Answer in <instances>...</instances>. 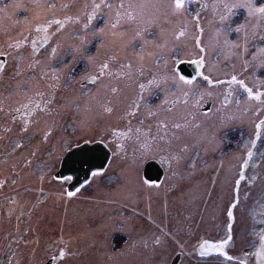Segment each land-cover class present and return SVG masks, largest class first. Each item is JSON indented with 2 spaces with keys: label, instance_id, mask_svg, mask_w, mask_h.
I'll use <instances>...</instances> for the list:
<instances>
[{
  "label": "rangeland",
  "instance_id": "1",
  "mask_svg": "<svg viewBox=\"0 0 264 264\" xmlns=\"http://www.w3.org/2000/svg\"><path fill=\"white\" fill-rule=\"evenodd\" d=\"M6 1L0 0V264H170L177 253V264H264V20L234 9L221 23L224 10L213 5L243 0H196L180 10L176 0ZM239 25L241 33L234 31ZM170 48L177 62L202 61L195 98L203 93L210 109L189 112L193 124L179 119L177 133L164 143L155 137L147 151L112 150L99 175L69 197V179L53 178L65 151L96 139L109 146L112 130L136 117L111 121L106 84L119 81L111 69L129 58L153 68L161 53L160 70L170 63ZM97 69L103 75L94 84ZM179 83L180 111L189 87ZM245 88L260 99H249ZM240 124L241 138L221 148V132ZM150 160L164 167L159 187L142 177Z\"/></svg>",
  "mask_w": 264,
  "mask_h": 264
},
{
  "label": "flooded vegetation",
  "instance_id": "2",
  "mask_svg": "<svg viewBox=\"0 0 264 264\" xmlns=\"http://www.w3.org/2000/svg\"><path fill=\"white\" fill-rule=\"evenodd\" d=\"M183 2L185 5L187 3H193L194 5L195 2H199V1L183 0ZM129 8L128 6H125V9L127 11H130ZM120 19H122V17L119 18L118 16L117 20L113 22L115 23ZM134 22H137V21H134ZM152 29L153 28H151V31ZM151 33L154 34L155 32H151ZM172 33H173V29H172ZM174 35H175L174 39H177L176 33ZM162 36H166L167 38L168 34H164ZM123 50H128V46L127 47L124 46ZM169 50H170V53L168 55H170L169 57L170 63H165L160 70L156 68V65L158 64V62L156 61L158 59V56L162 55L161 53L154 55L155 56V58L153 57L154 62L151 64L153 68L146 66L145 64L142 65L143 67H140V64L138 65L133 64V61H135L134 58H132L131 61L129 58V59L121 60L118 63L119 69L121 70L116 69V67H113L111 69L114 71L113 77H117V79L119 80V81H116L118 85H114V82L111 83L110 81L109 83L106 84V87L108 88V90L106 93L107 97H106L105 105L107 108V112L112 113L111 121H113V123L118 124L119 120H124L123 117L125 119L130 115L131 116L136 115V117L132 119L130 122H127V120H124V123L126 122L125 123L126 126L125 127L121 126L123 127L122 129L116 128L112 130L111 132L112 137H111V142L109 146H107L103 141L98 140V139L94 141H88L90 143L96 142V141H100L104 143L111 153L109 161L111 160L112 152L114 150L125 151V150H129V147L134 145L132 146L133 148L132 150H135L136 152L140 150L146 151V149L148 150L147 146H150V143L155 144L154 143L155 137H158L157 140L159 141L161 140L160 142H163V143L166 142L168 137L171 138L172 135L174 136L179 130V128L181 127V125H183L181 122H178L179 119H182L185 117L188 123L193 124V120L186 117L189 115V112L193 110L195 111V109L203 110V108L206 106L208 109H210V107L212 106L211 104L212 100L206 99L204 95H200L198 98H195L196 97L195 94L198 93V91L196 92L195 88L198 86H194V85L196 83H200V81L194 80V77L198 76L199 75L198 74L194 76L193 78L184 77L185 79L193 80L194 83L193 85L188 86L189 88L185 92L187 93V95H185V98H184L185 103L182 104V106H180L181 110L179 111V108H178L179 99L178 98L180 94L179 87L181 86L177 78L178 76H181V75L179 74L177 70V65L180 61L177 62L173 56V54L175 55L176 50H171V48ZM141 51L142 49L139 48L138 53H140ZM4 61L0 60L2 65L4 64ZM1 67H0V70H1ZM109 72H110V68L107 69L106 73H109ZM95 73L96 74L94 75V77L91 78V80L93 79L92 82L94 84L98 83L99 79L103 75L102 69H97ZM202 82L207 83V81H202ZM120 83H121L120 89L122 90L124 89L121 99L119 98L120 93L117 90V88H119L120 86L119 85ZM141 85H144L145 87L141 88ZM243 89L244 88L241 87V85H237V89L235 91V97H234V105L237 108L241 106V101L243 97ZM222 100L224 104H227V103L230 104L231 102V100L229 101L224 97H222ZM190 107H193V108H190ZM138 112H141V114H138ZM199 113L203 114L202 111ZM177 124L180 125V127L177 128L176 127ZM231 132H233L234 134L233 136H230V134H232ZM117 133L121 134V137L119 139L116 138ZM130 136L132 138H130ZM241 136H242L241 124L239 126H233L231 128L224 129L221 132V135L219 136V139L221 141V148L226 145L225 143L226 140H228L229 143H232V142L234 143L236 140H239ZM123 137H128V141H130V143H127V144L129 145H125L126 141L123 140L124 139ZM79 144H81V142L73 144L70 147V149L73 146H76ZM153 161H156V160H153ZM160 166L164 168L162 164H160ZM65 179H68V178H65ZM102 181L104 184L110 183L108 180L104 178ZM88 183L89 181L85 184H82L81 187L85 186ZM146 183L150 185L157 184L155 182H146Z\"/></svg>",
  "mask_w": 264,
  "mask_h": 264
},
{
  "label": "water",
  "instance_id": "3",
  "mask_svg": "<svg viewBox=\"0 0 264 264\" xmlns=\"http://www.w3.org/2000/svg\"><path fill=\"white\" fill-rule=\"evenodd\" d=\"M4 61V57H0ZM197 61H180L177 65L179 74L185 78H193L198 75L201 63ZM111 153L107 146L100 142L85 141L67 150L60 160L57 171L53 178L62 180L71 177L66 185L68 193L76 190L80 185L87 182L93 172L102 171ZM164 174L163 168L156 161H148L142 168V177L147 182H159ZM180 254L177 253L170 264H177Z\"/></svg>",
  "mask_w": 264,
  "mask_h": 264
},
{
  "label": "snow or ice",
  "instance_id": "4",
  "mask_svg": "<svg viewBox=\"0 0 264 264\" xmlns=\"http://www.w3.org/2000/svg\"><path fill=\"white\" fill-rule=\"evenodd\" d=\"M204 7H206V5H203ZM97 8L99 7V5L96 6ZM110 7V5H109ZM184 7V2L183 0H176L175 2V9L176 10H180ZM217 7H222L224 12L220 15V21L221 23H224L226 21H228L229 17L231 15L234 14V9H244L246 12H247V16L249 18H255L257 20H264V3L260 4L259 6L256 4L255 0H243V2H236V3H226V2H222L221 4L219 5H213V9L214 11L216 10ZM129 18H131V14H129ZM89 23H91V18L89 19ZM41 29H38V31H40ZM245 30V25H239L238 27H236L234 29L235 32L237 33H241L242 31ZM42 31L44 32H47V28H44L42 29ZM219 34V33H218ZM184 33L181 32L180 33V36H183ZM253 35H255V33H253ZM47 38V37H45ZM179 39V36L177 37ZM245 41H247L248 39V36H247V32H245ZM262 39H264V37H261ZM197 43H199V41H197ZM227 43V41H226ZM233 47H239L240 45H232ZM201 52L204 51L203 48L200 49ZM53 53H55V49H53ZM260 54L261 55H264V49H261L260 50ZM196 63H202V61H197ZM105 68H107V65H104ZM205 79H207V77H205ZM179 80L180 82H182L184 85H188V86H191L193 85V80L191 79H185L183 76H180L179 77ZM232 83H236V77L233 76L232 77V80H231ZM152 83V82H150ZM241 84V87H244L243 85V82H240ZM145 86L144 85H141V88H144ZM245 91H247L248 93V98L249 99H256V100H259L260 99V96H261V93H257L255 96L253 95L252 93V90L251 89H247L245 88ZM185 95H187V93H185ZM203 95V93L201 94ZM176 127H180V125H176ZM259 129H260V125H257V131L259 132ZM253 143V147H255V141L252 142ZM147 151V149H146ZM252 156H253V153L251 151H249L248 153V160H251L252 159ZM167 161H162V163H166ZM245 163H247V161H245ZM93 176H97L99 175V173L97 172H94L92 173ZM68 179H71V177H69ZM244 179V175L241 174L239 179L236 181V184L239 185L240 182ZM253 180H255V176L252 177ZM153 187H159V185H152ZM74 193H68V196L71 197L73 196ZM236 205L233 204L232 205V208H235ZM260 207L261 208H264V202H262L260 204ZM233 213H232V210L229 209L228 211V216L229 217H232ZM231 227V226H229ZM229 239H231V237H229ZM261 240H262V249H264V236L261 237ZM213 247H223V245H218V246H213ZM260 253H258L259 255ZM61 255H63V253H61Z\"/></svg>",
  "mask_w": 264,
  "mask_h": 264
},
{
  "label": "trees",
  "instance_id": "5",
  "mask_svg": "<svg viewBox=\"0 0 264 264\" xmlns=\"http://www.w3.org/2000/svg\"><path fill=\"white\" fill-rule=\"evenodd\" d=\"M5 2H8V1L5 0ZM5 2H4V3H5Z\"/></svg>",
  "mask_w": 264,
  "mask_h": 264
}]
</instances>
